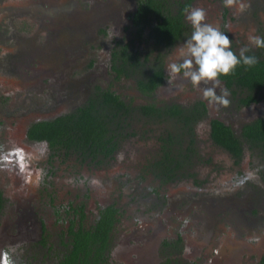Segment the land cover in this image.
<instances>
[{"label":"flooded vegetation","instance_id":"1","mask_svg":"<svg viewBox=\"0 0 264 264\" xmlns=\"http://www.w3.org/2000/svg\"><path fill=\"white\" fill-rule=\"evenodd\" d=\"M145 1L35 0L26 11L42 41L23 34L15 52L6 50L9 69L36 93L19 109L24 122L17 146L48 148L40 181L32 175L26 183L13 167L22 191L16 189L15 205L5 214L0 193V221L9 220L11 232L0 238V250L16 247V264L72 260L77 234L100 237L102 222L108 225L104 245L97 244L103 253L93 252L84 264H264V125L258 124L264 121V85L249 88L221 76L216 94L227 91L224 107L204 98L203 89L212 85L196 88L182 75H167L166 57L179 63L177 49L193 31L188 11L203 8L206 22L218 25L236 7L223 0H156L163 17L183 24L166 45L152 36L154 15L137 17ZM247 5L234 15L240 22L249 21ZM112 28L118 35L109 42ZM133 53L141 65L133 64ZM245 54L260 59L264 48ZM157 68L161 82L140 91L137 79L148 80ZM103 91L124 108L107 110L89 147L73 151L29 138L32 124L75 116ZM62 161L63 191L56 194L51 179ZM221 173L229 180H217Z\"/></svg>","mask_w":264,"mask_h":264},{"label":"rangeland","instance_id":"2","mask_svg":"<svg viewBox=\"0 0 264 264\" xmlns=\"http://www.w3.org/2000/svg\"><path fill=\"white\" fill-rule=\"evenodd\" d=\"M35 1V0H33ZM32 0H0V146H3L4 151H10L13 147H18L15 136L20 134L23 126V118L19 115V109H25L27 106V101L34 97L36 93L27 92L26 85L22 79L18 78V72L11 71L9 69L6 59H8V54L15 52L19 44L16 43L18 37L21 35H34L36 43H40L43 37L37 33L35 34V24L34 17L26 11L30 6L32 7ZM243 3H251V8L248 10L247 22H240L235 16L240 15V12L236 10L231 14V19L219 20L218 25L212 24L214 27L219 28L220 31L225 32V35L232 40L231 46H235L239 50L243 47H247L249 50L255 49L256 47L250 44L248 36L257 35L264 37V0H242ZM235 9V8H234ZM25 12H28L29 15ZM25 13V14H24ZM235 15V16H234ZM34 42V39H33ZM9 49V50H8ZM21 46L19 50H22ZM8 51V54L6 52ZM7 54L4 55V54ZM172 60L166 57L167 65L171 63ZM123 85H121L122 87ZM125 90H128L125 87ZM199 129V127H198ZM19 133V134H18ZM21 144V143H20ZM36 147H40L44 150V155L40 156L36 152ZM26 152H32L36 159H42L40 164L37 166L34 163V159L31 162V170L33 175H35L37 169L44 170L46 168L45 158L48 155V148L43 145H23L22 147ZM219 151V150H218ZM217 152V150H216ZM221 157L217 156L216 159ZM64 162H59L57 166V173L51 179L53 181V193H62V188L60 187V182L64 181L63 175L61 176V171ZM212 164V163H211ZM210 164V165H211ZM54 165V163H52ZM242 165L238 166L237 170L241 168ZM59 170V171H58ZM246 174L248 170L245 168ZM229 173H221L217 175V180L224 182L229 180ZM17 175L14 176V169L9 170L8 168L0 169V193L3 195V202L5 204L4 214L7 210V205L13 207L14 200L18 198V193L16 189H20L15 183ZM43 178V177H42ZM46 177L43 181L48 180ZM56 188V190H55ZM22 191V190H21ZM58 200V199H57ZM9 220L1 219L0 221V238L11 237Z\"/></svg>","mask_w":264,"mask_h":264},{"label":"clouds","instance_id":"3","mask_svg":"<svg viewBox=\"0 0 264 264\" xmlns=\"http://www.w3.org/2000/svg\"><path fill=\"white\" fill-rule=\"evenodd\" d=\"M225 7H236L238 12H243L248 5L242 0H223ZM207 13L203 8H192L187 12L185 19L190 23L193 31L189 39L177 49L179 63L171 62L167 65V75L172 80L182 75L187 78L193 87L199 88L201 84L212 85L203 89V96L210 103L218 102L227 107L230 101L226 98L228 93L223 91V95L216 94V88L220 85L221 76L233 75L237 66L243 64L251 67L258 61L255 56H248L247 47L239 50V56L232 50V40L225 32L206 22ZM117 32L112 28L108 33L107 41H111ZM250 44L257 48H264V37L249 35ZM36 152L40 156L44 155V150L36 147ZM36 157L32 152H26L23 148L13 147L10 151H4L0 146V169L13 167L18 169L25 182H30L33 175L31 162ZM36 180L43 177V170L37 169ZM16 247L10 246L8 249L0 250V264H16L14 254Z\"/></svg>","mask_w":264,"mask_h":264},{"label":"trees","instance_id":"4","mask_svg":"<svg viewBox=\"0 0 264 264\" xmlns=\"http://www.w3.org/2000/svg\"><path fill=\"white\" fill-rule=\"evenodd\" d=\"M160 3L156 0H147L140 4L137 17L138 19L147 17L149 15H154V21L157 23L153 26L152 36L158 37L160 42L164 44H169L174 38H176L182 31L181 26H183L181 21H171L170 17H163L164 15L160 13L159 8ZM155 31L157 34H155ZM166 44V45H167ZM250 56V55H248ZM133 64L141 65L139 56L134 53L131 57ZM257 63L251 67L244 66L243 64L237 66L236 71L233 75L224 76L225 78L235 77L237 83H241V86H246L252 88L254 86L264 85V56L257 59ZM154 75L145 80L143 76L137 79V87L140 91L145 92L152 88V85H156L161 82L162 79V69L157 68L153 72ZM156 79L154 83L151 78ZM150 79V81H149ZM122 109L124 104L117 96L109 91H103L98 95L97 101L92 100L90 106L82 109L77 115L72 117H58L52 121H41L36 122L30 126L29 138L33 140H47L50 143L61 144L66 146L67 149L73 151L80 150L81 146L86 144L88 147L89 142H94L99 138L98 130L102 128L103 123H105L107 118H109V113L107 110ZM259 126L264 125V121H258ZM214 124V138L217 140L222 139V131L215 128ZM219 126V125H218ZM261 130V129H260ZM262 131V130H261ZM230 141H234V138L230 132L226 131ZM264 134V133H263ZM107 223L102 222L99 226L100 237H97L94 231L92 232H82L78 233L75 237L73 244V250L71 252L72 260H67L68 256L65 258V262L69 264L78 263L77 258L80 257V263L84 264L87 262L88 256L94 253H103L102 248H98L97 244L101 242L104 245L105 233H107ZM81 254V255H80ZM82 255L85 258L82 259ZM62 263V264H64Z\"/></svg>","mask_w":264,"mask_h":264}]
</instances>
